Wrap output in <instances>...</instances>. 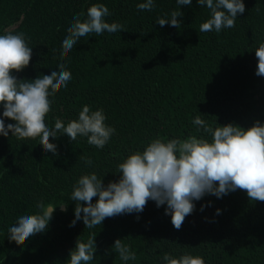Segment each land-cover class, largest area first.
Returning a JSON list of instances; mask_svg holds the SVG:
<instances>
[{
    "label": "trees",
    "instance_id": "16d2710c",
    "mask_svg": "<svg viewBox=\"0 0 264 264\" xmlns=\"http://www.w3.org/2000/svg\"><path fill=\"white\" fill-rule=\"evenodd\" d=\"M142 2L0 0V35L23 32L33 47L30 65L12 74L34 80L59 71L60 63L72 73L67 89L56 94L46 124L53 127L57 117L67 124L89 105L92 111L102 108L106 123L116 129L103 149L89 145L86 137L72 142L60 135L50 140L59 156L46 154L39 138L18 141L11 133L0 135V264H66L77 238L86 241L91 232L97 234L92 264H124L111 251L116 239L136 253L137 259L127 264H165L164 253L200 256L205 264H264V202L250 201L242 190L195 201V211L180 230L164 214L166 205L157 208L151 200L142 213L106 218L94 229L85 228L82 220L69 227L75 207L70 196L80 176L95 172L105 185L118 180V164L152 139L199 137L192 124L196 116L213 129L264 123V77L255 75V48L264 42V0H243L246 10L238 14L236 27L219 34L199 32L210 10L197 0L191 6L154 0L152 11H138ZM94 3L105 4L111 12L106 21L123 24L126 31L83 37L61 59L73 16L83 12L81 19H86ZM174 10L184 13L178 18L180 29L155 23L158 17L170 19ZM80 155L93 164L86 166ZM41 201L54 206L68 202V208L57 207L48 230L25 245L9 242V227L21 215L38 213Z\"/></svg>",
    "mask_w": 264,
    "mask_h": 264
},
{
    "label": "clouds",
    "instance_id": "9594fccd",
    "mask_svg": "<svg viewBox=\"0 0 264 264\" xmlns=\"http://www.w3.org/2000/svg\"><path fill=\"white\" fill-rule=\"evenodd\" d=\"M179 6H191L192 0H176ZM197 4L210 10L209 18L199 25V32L219 34L225 29L236 27L238 14L245 12L243 0H197ZM138 11H152L154 0L136 5ZM83 12L74 15L62 42L61 59L68 57L74 46L83 37L102 36L121 33L125 26L118 22L109 23L106 17L111 15L103 3H94L87 9L86 19ZM181 10H174L169 18L158 17L156 24H166L180 29L183 21ZM30 38L23 32L5 31L0 35V135L15 137L18 141L39 138L44 152L59 156L58 146L50 140L66 134L74 142L78 137H86L87 143L97 149H103L116 134V129L106 123L108 119L102 108L92 111L84 105L78 119L65 124L60 118H54L53 127L46 124L56 94L67 89L72 73L65 63L58 64L59 71L50 75H40L34 80L18 79L12 73L22 72L30 65L33 47H29ZM257 67L255 75L264 77V42L255 48ZM50 97L52 99H50ZM14 123L5 124V120ZM197 135L187 138L152 139L142 151L129 154L117 166L119 179L104 184L95 172L84 174L73 185L70 201L75 202L74 219L83 221L85 228L101 226L106 218L125 214L142 213L149 200L157 208L165 206L164 214L171 217V223L180 230L185 218L195 209V201L206 195L222 198L229 193L242 190L250 201L264 202V123L256 120L245 129L234 123L209 126L200 116L192 121ZM207 137H211L209 140ZM86 166H91L90 157L80 155ZM98 198L93 202V198ZM211 206V202L209 205ZM39 212L21 215L8 229L9 242L17 246L25 245L31 237L48 230L49 222L57 207L67 211L68 202L54 206L38 202ZM205 205H201V211ZM221 210H216L220 215ZM139 220V215L136 216ZM95 232H91L86 241L79 237L75 247L69 251L66 264H92L96 259L97 244ZM111 251L118 253L119 259L127 264L137 259L129 244L116 239ZM165 264H205L200 256L183 254L173 257L169 253L162 256Z\"/></svg>",
    "mask_w": 264,
    "mask_h": 264
},
{
    "label": "water",
    "instance_id": "95a60500",
    "mask_svg": "<svg viewBox=\"0 0 264 264\" xmlns=\"http://www.w3.org/2000/svg\"><path fill=\"white\" fill-rule=\"evenodd\" d=\"M61 209V208H60Z\"/></svg>",
    "mask_w": 264,
    "mask_h": 264
}]
</instances>
